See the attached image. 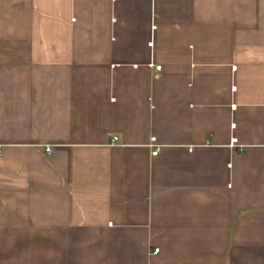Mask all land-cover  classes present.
Here are the masks:
<instances>
[{"label":"crops","instance_id":"0c3cea01","mask_svg":"<svg viewBox=\"0 0 264 264\" xmlns=\"http://www.w3.org/2000/svg\"><path fill=\"white\" fill-rule=\"evenodd\" d=\"M0 151V264H264V0H0Z\"/></svg>","mask_w":264,"mask_h":264},{"label":"built area","instance_id":"2783aa9c","mask_svg":"<svg viewBox=\"0 0 264 264\" xmlns=\"http://www.w3.org/2000/svg\"><path fill=\"white\" fill-rule=\"evenodd\" d=\"M155 68H156V70H158V71L161 70V66H156ZM117 141H118V138H117V137H114V138L112 139V143H115V142H117ZM233 141L236 142V140H233ZM45 152H46V154L49 156V155H51V153H52V149H46ZM1 154H2V153H1V151H0V156H1ZM156 154H157V152L153 153V155H156ZM155 252L158 253V252H159V249H156Z\"/></svg>","mask_w":264,"mask_h":264}]
</instances>
